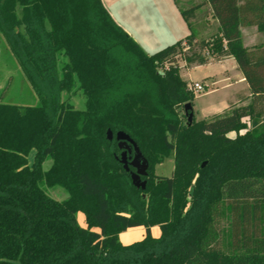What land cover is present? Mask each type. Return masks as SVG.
Returning <instances> with one entry per match:
<instances>
[{
	"label": "trees",
	"instance_id": "obj_1",
	"mask_svg": "<svg viewBox=\"0 0 264 264\" xmlns=\"http://www.w3.org/2000/svg\"><path fill=\"white\" fill-rule=\"evenodd\" d=\"M206 1L220 35L200 38L191 23L200 4L182 8L191 33L150 54L103 0H0V31L39 99L0 101V264H264V45L246 47L242 34L264 31V0ZM227 56L249 83L247 102L184 124L177 109L194 106L195 94L179 58L193 66ZM77 93L83 109L71 102ZM109 129L140 146L146 189ZM172 152V175L155 177ZM53 186L69 196L52 198ZM224 207L231 252L218 247ZM140 227L143 239L121 242Z\"/></svg>",
	"mask_w": 264,
	"mask_h": 264
},
{
	"label": "rangeland",
	"instance_id": "obj_2",
	"mask_svg": "<svg viewBox=\"0 0 264 264\" xmlns=\"http://www.w3.org/2000/svg\"><path fill=\"white\" fill-rule=\"evenodd\" d=\"M181 3L184 0H179ZM185 4V2L183 3ZM207 10H203L202 15L206 14ZM257 27V26H256ZM198 27L195 28V32ZM247 35L246 40L244 41L245 46L254 42L252 47H257L260 45H264V31L257 29H246ZM209 34L206 36L200 37L205 38L209 41L215 39V35H220V27L211 26V30H209ZM259 32L256 38L251 41L248 36L256 32ZM180 68V75L184 79H192V81H188L189 85L195 82H199L203 85H208V87L200 92H194L195 98L193 100L194 103V112L197 120H205L213 117L212 106H219L223 102L227 101L231 94L236 92H241L244 90V87L241 84H233L228 87H225L226 84L231 82H225L223 80L217 83L218 89L214 93L207 94V91L213 89L210 86V78L207 77L210 74H216L217 79H222L224 75V68H227L228 71L231 73L232 76H235L236 69L234 67L237 66L236 60L233 59V63H227V65L222 66L219 64L208 66V67H198L195 69H188L187 67H183L182 64L185 62L181 57L179 58ZM211 61H214L211 59ZM190 67V66H189ZM167 67H161V72L166 70ZM183 70V71H182ZM185 80V79H184ZM188 85V86H189ZM237 95V94H236ZM68 94L64 93V97H67ZM0 101L8 102V103H15L20 105H36L39 103V99L33 90L31 84L26 79V76L17 60L11 48L0 31ZM71 102L73 105L78 109L85 108V97L81 93H77L71 97ZM178 113L180 118L183 120L184 124L187 123V117L185 116V109L183 106L178 107ZM216 113H219V110H214ZM245 123H247V127H251V121L246 119ZM231 136H235L236 132L233 131L229 133ZM121 156V154H120ZM34 158V151H32L29 155V160L32 162ZM51 160L48 159L44 164V169H48L51 165ZM175 169V154L172 152L169 156H167L162 161L155 163L154 165V176H171ZM47 193L54 199L57 200H64L66 199L69 194L68 192L60 187V186H53L47 187ZM77 219L79 224L82 226H86L85 215L82 211L77 213ZM231 214L227 207H224V211L222 216L220 217L218 228L221 233L220 243L218 247L224 251L231 252L233 250L231 245ZM153 235L158 237L161 235V229L158 225L152 227ZM145 236V229L140 227L138 229H130L124 232H121L119 235V239L124 244H130L136 241L143 239Z\"/></svg>",
	"mask_w": 264,
	"mask_h": 264
},
{
	"label": "crops",
	"instance_id": "obj_3",
	"mask_svg": "<svg viewBox=\"0 0 264 264\" xmlns=\"http://www.w3.org/2000/svg\"><path fill=\"white\" fill-rule=\"evenodd\" d=\"M106 7L111 12L114 19L121 24L129 34L143 47V49L152 54L162 48L174 44L175 42L184 39L191 33L187 21L182 15V8H189L200 4V7L196 10L195 17L191 20L192 27L199 37L206 36L211 30V26L220 27V23L211 5L206 0H184L186 6L179 0H103ZM203 10H207V13L202 15ZM257 29L256 26H248L242 28L243 42L246 40L247 30ZM254 31V30H252ZM258 31L250 34L249 39L253 41L258 35ZM246 34V35H245ZM254 42L246 47H252ZM233 56H227L218 61H210L203 65L187 66L186 62L182 66L188 69H195L198 67H208L212 65L225 66L227 63H233ZM237 63V62H236ZM234 64V63H233ZM236 74L232 76L227 68H224L225 72L222 79H217L216 74H210V86L213 89L207 91V94L214 93L219 87L217 83L219 81L231 82L226 84L228 87L233 84H241L244 90L231 94V97L227 101L223 102L219 106H212L213 114H220L229 109L231 104H244L247 102L248 97L251 95L249 83L247 82L243 71L239 68L238 64L235 66ZM183 71V70H182ZM192 81V79H187ZM206 88L208 85H204ZM237 94V95H236ZM214 110H219L216 113ZM138 229V228H135ZM145 229V228H144Z\"/></svg>",
	"mask_w": 264,
	"mask_h": 264
},
{
	"label": "water",
	"instance_id": "obj_4",
	"mask_svg": "<svg viewBox=\"0 0 264 264\" xmlns=\"http://www.w3.org/2000/svg\"><path fill=\"white\" fill-rule=\"evenodd\" d=\"M160 73H163L160 71ZM185 114L187 115L188 124L191 125L194 121L195 112L194 106L191 102H188L184 106ZM109 140L114 137L118 141L119 148L122 150L120 161L123 163L124 168L130 173L133 184L137 188L146 189L147 180L143 177L149 175V161L145 157L138 143L125 131H118L115 135L114 132L109 129L107 132ZM207 161L202 163L204 167Z\"/></svg>",
	"mask_w": 264,
	"mask_h": 264
},
{
	"label": "built area",
	"instance_id": "obj_5",
	"mask_svg": "<svg viewBox=\"0 0 264 264\" xmlns=\"http://www.w3.org/2000/svg\"><path fill=\"white\" fill-rule=\"evenodd\" d=\"M189 88L194 92H200L205 89V86L199 82H195L193 84H190Z\"/></svg>",
	"mask_w": 264,
	"mask_h": 264
}]
</instances>
